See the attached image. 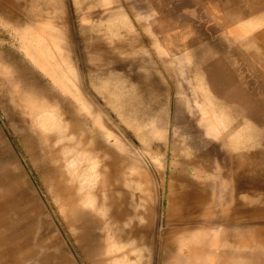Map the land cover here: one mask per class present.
<instances>
[{
  "label": "rangeland",
  "instance_id": "rangeland-1",
  "mask_svg": "<svg viewBox=\"0 0 264 264\" xmlns=\"http://www.w3.org/2000/svg\"><path fill=\"white\" fill-rule=\"evenodd\" d=\"M247 14L251 31L229 33L206 0H0V150L17 159L35 205L0 187L7 207L0 208V264H98L97 216L69 209L67 221L61 211V183L78 182L84 195L89 162L112 175L107 182L99 172L92 184L106 220L114 211L125 212L122 224L153 223L145 260L184 264L166 251L165 233L176 222L227 230L232 250L264 242V82L256 75L264 47L250 37L264 28V11ZM45 111L50 128L39 120ZM222 137L237 141L232 152L255 155L237 188L232 162L218 153ZM193 157L211 170L198 174ZM3 169L0 155V180ZM140 200L143 218L135 214ZM235 202L236 226L229 220L224 229L222 211ZM251 257L239 264H253Z\"/></svg>",
  "mask_w": 264,
  "mask_h": 264
},
{
  "label": "bare ground",
  "instance_id": "bare-ground-1",
  "mask_svg": "<svg viewBox=\"0 0 264 264\" xmlns=\"http://www.w3.org/2000/svg\"><path fill=\"white\" fill-rule=\"evenodd\" d=\"M183 1H185V0H183ZM200 1H202V0H200ZM206 1H208V6L210 7V9L216 13V16L219 18V20L227 27L229 33L242 32L243 30L244 31H251V27H250L249 22L247 20H245L247 17H249V16L246 17V15H248L247 13L249 12L250 14H257V13L264 11V0H206ZM176 7H177V4H176ZM40 31H42V30H40ZM250 37H251L253 42L258 41L259 44H261V46L264 47V28L258 32L251 33ZM235 38H237V37H235ZM235 38H234V40L236 41L237 39H235ZM49 40L45 41V42L49 43ZM56 47H58V46H56ZM51 48H54V47H50L49 49L52 50ZM40 49H41V47H40ZM236 49L238 50L239 47L237 46ZM41 51H40V53H43ZM46 51H48V50H46ZM52 52H53V50H52ZM52 52H51L52 58H54L53 57L54 52L53 53ZM28 53L31 55L30 52H28ZM237 54H239L240 56L243 55L240 50H238ZM55 55H56V53H55ZM249 55L252 56V58L250 59V58L246 57L247 59L246 58L245 59L247 61L254 63V65H255V62L253 59L254 53H250ZM45 56H46V54H45ZM59 56L61 57L62 54ZM59 56H57V60L59 59ZM50 58H51V55H50ZM52 58H51V60H52V62H54L55 58L54 59H52ZM255 58L257 60H259V57L257 54H256ZM48 60H49V58H48ZM48 60H46V61L48 62ZM44 62H45V59H44ZM59 62L62 63V61H57L58 64H59ZM64 63H66L65 65H67V62H64ZM54 64H55V62H54ZM56 65L57 64H55V66ZM59 65H61V64H59ZM62 65H63V63H62ZM254 65H251V66H253L252 71H254V69L257 68V67L255 68ZM262 66L264 67V62H262ZM60 67L61 66H59L57 69L60 70L61 69ZM63 67H64V65H63ZM43 68H46V67L43 66ZM66 68L67 67L65 66L64 69L63 68L62 69L65 71ZM227 70L228 71L226 73V79L233 78L232 71L229 68ZM65 72H66V74L68 72L67 77L69 79L68 75L71 76L72 74L69 73L68 70ZM65 72H63V73H65ZM254 72L256 74V71H254ZM63 73H60V74H63ZM258 74L260 77V78L259 77L258 78L262 79V81L264 82V70L257 68V74L256 75L258 76ZM213 79H214V77H213ZM69 80H68L69 84L72 81L75 83L74 80L71 79L70 82H69ZM72 84L73 83H71V85ZM34 89H36V86ZM261 94L264 95V83H262ZM86 99L88 100V98H86ZM66 101H67V99H66ZM89 102H90V100H89ZM259 108L264 109V107L262 105H260ZM39 120H40V123L46 128H50V127L54 126V124H55L54 122H52V120H53L52 115L49 116V114H47V111L40 114ZM208 120L210 122L211 120H214V119L213 118L205 119V121H204V122H206L204 124L205 126L207 125ZM77 125H78V123H77ZM78 129H81V128L79 127ZM83 132H84V130H83ZM87 135H89V134H87ZM222 141L226 144V148L222 151H218V153H220L221 155H224V157L227 160L232 162L231 175L235 179L234 184H231L228 181H226V184H227V186H230V184H231L230 187L237 188L238 186H240L239 182H240L241 170L244 168L246 161H248V159H252L255 155L247 156V155H244L242 153L232 152L234 150V143H236L237 141H232L230 139V141H232V142L227 143L225 137H222ZM155 148H157V147H155ZM210 153H211V151L208 153V155ZM0 155L3 157V162H4L3 172H4V175L7 177V179L0 180V187L4 186L7 189H9L8 191L14 192L16 194H18V191H19V193L24 197V199L30 203L31 208L33 210H35V205L31 201L33 196L31 197V193L27 189L29 186L27 188H25V186H24V180L20 174V166H19L20 164L16 162L17 159H15L13 157L5 158L7 156V154L3 153V151H1V150H0ZM79 157L80 158L76 159L77 162L75 164V167L72 169V172L75 175V177H73V175H72V177L75 179H78V177H79V174H78L79 163H78V161H80L79 159H82V161H80V162H84V159L85 158L87 159V155L84 153V155L79 156ZM198 161H199V159L197 157H193L191 159V163L194 164V166L196 165L195 166L196 172L198 174L202 173L204 171V168H205V170L210 169L209 164L205 165L203 167L202 164H200ZM88 165H89V168H88L89 170H87L85 173H82V177L90 176L91 180L90 179H89L90 181L87 180L89 183L86 186H84V184H82L84 195L81 193V187H80L78 182H76V184H73V183H70L69 181L66 180V183H64V182L61 183V186L64 187V190L66 192V199L64 198V201L66 204L64 206L65 209H61L63 216L66 217L67 221H70V216L68 213L69 209H73L78 214H86L85 208L89 210V213H94L97 216V218H98V226L97 227L100 231V233H99L100 238H99V243H98V256H99L98 264H154L153 259L149 258V259L145 260V258H144V256H146V254H147V253H145V251L147 250L148 247H149V250H153L152 247H153L154 241H151L152 237L149 238V235H148L149 228L153 229V227H152L153 223L138 222V223H133L130 226L128 224H124V223L122 224V221H120L119 219L123 218V215L125 214V212H124V214L117 212V214L115 215L114 211H113L112 215L110 216V220H106L102 215L103 214L102 212L106 208V205L104 203H101L97 199V197L94 194V189L92 188L93 187L92 184H93V180H94L95 176H97L99 172H100V175H102L106 181L108 180L107 182H109V179L111 178L112 175H110L107 171H105L103 167H101V170L98 171L94 164L89 162ZM142 174H144V173H142ZM121 175L122 174H120V176ZM241 189H243V188H241ZM222 193H224V192H222ZM12 195H15V194H12ZM171 197H174V196L171 195ZM169 199H170V197H169ZM174 199H176V197ZM174 199L172 198L171 200H174ZM1 201L6 204V201H4V200H1ZM177 201L181 202L180 199ZM138 205L139 206L135 209V214L138 215L139 217L143 218L146 216V212H145V209L143 210V207L140 208L142 206L141 200H140ZM230 205H231V203L226 208H224L222 211V220H223L222 224H223L224 229H225V226L228 227L231 225L232 221L229 222V220H234V226H236V219L238 218L237 212H238V209L240 208V206L236 202L234 203L233 207ZM0 206H1L0 208H1L2 212H5V210H7V207L5 205H1V202H0ZM149 207H150L149 210H152L151 209L152 205ZM123 208L127 209V207H123ZM167 209H166V211H168L169 214L172 213V205L171 204L168 206ZM179 209H181V208H179ZM177 211L178 210H176V212ZM179 211H181V210H179ZM214 211L215 210L210 208V210H209L210 220H213V218H214V215H215ZM154 212H155V209H154ZM174 212H175V210H174ZM176 212H175V214H176ZM180 213L182 214V211ZM155 214H156V212H155ZM147 215H148V213H147ZM173 215H174V213L172 214V217H173ZM177 215L174 216L173 218L178 217ZM148 216H147V219H148ZM220 216H221V214L219 215V217ZM229 216H231L233 219ZM92 217H91V219H93ZM168 217H169V215H168ZM178 218H180V217H178ZM134 219H135V217H134ZM77 220L80 221V218ZM173 220L176 221V219H173ZM168 221H170V220H168ZM145 222H147V221H145ZM154 225H155V223H154ZM248 225H250V224H248ZM192 227H194V226L187 224L185 222H179V223L176 222L168 230L166 229L167 231L165 233L166 234L165 240H166V244H167L166 245V251L172 253V255H174L177 260L182 261L184 264H228V259H232V264H239L240 259L242 257L247 256V255L252 256L251 258H253L255 261L253 264H263L264 263V254H263L264 242L260 243L259 247L257 249H253V250L237 249L236 250V248H235L234 250H232V249L226 248L225 244H224V241H226V239H228V231L227 230H221L220 233L211 234V230H209V229L195 230ZM150 233H151V231H150ZM242 237H245V235L240 234L239 238H242ZM234 239H236V235H235ZM147 243H149V244H147ZM162 249H164L163 246L161 247V254H162ZM237 258H239L238 259L239 261L237 260ZM166 260L167 259H165L164 261H166ZM164 263L162 262V264H164Z\"/></svg>",
  "mask_w": 264,
  "mask_h": 264
}]
</instances>
